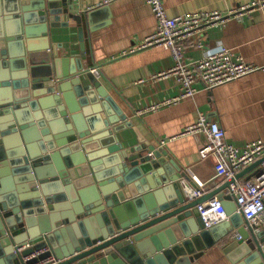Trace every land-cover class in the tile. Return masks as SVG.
Returning a JSON list of instances; mask_svg holds the SVG:
<instances>
[{"label": "water", "instance_id": "obj_1", "mask_svg": "<svg viewBox=\"0 0 264 264\" xmlns=\"http://www.w3.org/2000/svg\"><path fill=\"white\" fill-rule=\"evenodd\" d=\"M69 1L0 0V264H191L217 244L230 264H264V229L234 202L204 228L196 206L228 183L186 201L189 173L49 44L63 15L81 20ZM127 128L136 145L116 136Z\"/></svg>", "mask_w": 264, "mask_h": 264}, {"label": "crops", "instance_id": "obj_2", "mask_svg": "<svg viewBox=\"0 0 264 264\" xmlns=\"http://www.w3.org/2000/svg\"><path fill=\"white\" fill-rule=\"evenodd\" d=\"M249 2L163 0V5L167 15L175 17L197 11H227ZM69 3L77 11L75 16L81 20L63 15L61 21H66L67 26L53 29L48 37L49 44L57 47L60 57H79L86 69L98 68L97 74L92 73L128 116L133 127L147 143L163 147L191 179L195 177L207 182L214 173L213 159L200 154L206 138L201 134L181 135L200 115L218 122L231 144L242 146L264 140V70L208 91L201 90L177 104L136 115L137 111L177 95L172 78L153 77L172 66L167 49L155 47L123 55L154 31L155 20L149 6L143 0H111L108 4L103 0H70ZM222 49L240 55L248 63L264 66V12L256 10L209 29L204 38V52ZM202 54L203 50H190L187 61ZM197 87L202 86L197 84ZM116 136L125 147L137 144V137L130 128ZM161 139L166 141L163 145H160ZM233 233L230 239H233ZM191 264L230 262L221 244H217Z\"/></svg>", "mask_w": 264, "mask_h": 264}, {"label": "built area", "instance_id": "obj_3", "mask_svg": "<svg viewBox=\"0 0 264 264\" xmlns=\"http://www.w3.org/2000/svg\"><path fill=\"white\" fill-rule=\"evenodd\" d=\"M110 1L103 0V3L108 4ZM143 1L151 10L155 29L123 55L155 47L167 49L173 64L153 77L172 78L177 95L137 111L136 115L154 111L164 105L177 104L194 97L201 90L208 91L250 73L264 70V66L248 63L240 55L227 49L204 52V38L209 29L221 26L230 19H240L256 10L264 12V0H250L248 4L227 11H197L175 17L167 15L163 0ZM190 50H203V54L187 61V53ZM97 69L92 68L90 71L97 74ZM197 84L202 87H197ZM194 134H201L206 138L207 144L202 146L200 154L204 158L213 159L214 173L207 182L195 177H192L191 184L182 181L186 201L199 199L211 192V189L219 188L227 182L228 186L218 194L196 206L204 228L229 219L223 203L228 199L236 204L235 213L243 216L248 228L257 232L264 226V140L258 139L242 146L231 144L219 123L205 115H200L195 123L181 133L182 136ZM165 142V139H161L160 145ZM248 168L250 169L247 172L237 177ZM232 238L239 240L240 236L234 232ZM27 246L29 244L25 247ZM44 251L46 249L35 252L31 257ZM56 263L51 256L38 264Z\"/></svg>", "mask_w": 264, "mask_h": 264}]
</instances>
